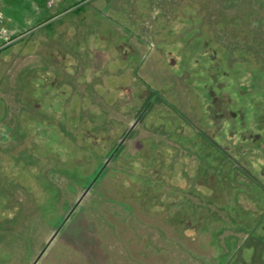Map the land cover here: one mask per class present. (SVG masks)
<instances>
[{
    "label": "rangeland",
    "instance_id": "rangeland-1",
    "mask_svg": "<svg viewBox=\"0 0 264 264\" xmlns=\"http://www.w3.org/2000/svg\"><path fill=\"white\" fill-rule=\"evenodd\" d=\"M0 13V264H264V0Z\"/></svg>",
    "mask_w": 264,
    "mask_h": 264
},
{
    "label": "water",
    "instance_id": "water-1",
    "mask_svg": "<svg viewBox=\"0 0 264 264\" xmlns=\"http://www.w3.org/2000/svg\"><path fill=\"white\" fill-rule=\"evenodd\" d=\"M140 122V119L138 121H136V123L130 128V130L128 131V133L126 134V136L123 138L122 142L119 144V146L117 147V149L113 152V154L111 155V157L109 158V160L106 162L105 166L101 169L100 173L98 174V176L96 177V180L94 183H96L99 178L101 177V175L103 174L104 170L108 167V165L110 164V162L112 161V159L115 157V155L117 154V152L120 150V148L123 146V144L125 143V141L128 139V137L130 136V134L133 132V130L136 128V126L138 125V123ZM94 183L89 187V189L86 191L85 195L83 196V198L80 200V202L78 203V205L82 202V200L85 198V196L88 194V192L91 190V188L93 187ZM70 217V216H69ZM69 217L67 218L66 222L68 221ZM65 222V223H66ZM59 232H57L53 238L51 239L50 243L48 244L47 248L50 246V244L56 239V237L58 236ZM47 248L45 249V251L47 250ZM45 251L42 253V255L45 253ZM41 255V256H42Z\"/></svg>",
    "mask_w": 264,
    "mask_h": 264
},
{
    "label": "built area",
    "instance_id": "built-area-1",
    "mask_svg": "<svg viewBox=\"0 0 264 264\" xmlns=\"http://www.w3.org/2000/svg\"><path fill=\"white\" fill-rule=\"evenodd\" d=\"M83 1H88V0H83ZM6 24L5 17L3 16L2 13H0V26H4ZM0 36L2 39L6 40L8 44H13L15 42V37L10 33V31L4 27L1 28L0 30Z\"/></svg>",
    "mask_w": 264,
    "mask_h": 264
},
{
    "label": "trees",
    "instance_id": "trees-1",
    "mask_svg": "<svg viewBox=\"0 0 264 264\" xmlns=\"http://www.w3.org/2000/svg\"><path fill=\"white\" fill-rule=\"evenodd\" d=\"M112 154H113V152H112ZM102 175H103V174H102ZM102 175H101V176H102ZM100 178H101V177H100Z\"/></svg>",
    "mask_w": 264,
    "mask_h": 264
}]
</instances>
